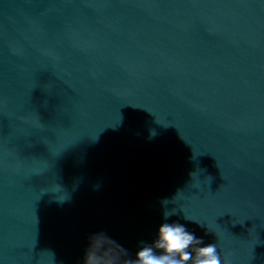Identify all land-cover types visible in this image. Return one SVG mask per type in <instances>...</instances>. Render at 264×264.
<instances>
[{
	"label": "water",
	"instance_id": "1",
	"mask_svg": "<svg viewBox=\"0 0 264 264\" xmlns=\"http://www.w3.org/2000/svg\"><path fill=\"white\" fill-rule=\"evenodd\" d=\"M165 211L264 264V0H0V264H125Z\"/></svg>",
	"mask_w": 264,
	"mask_h": 264
},
{
	"label": "clouds",
	"instance_id": "2",
	"mask_svg": "<svg viewBox=\"0 0 264 264\" xmlns=\"http://www.w3.org/2000/svg\"><path fill=\"white\" fill-rule=\"evenodd\" d=\"M176 214L165 211V222L159 226L155 239L143 244L125 264H224L216 243L204 244L185 225L167 222ZM84 264H100V258L86 252Z\"/></svg>",
	"mask_w": 264,
	"mask_h": 264
}]
</instances>
